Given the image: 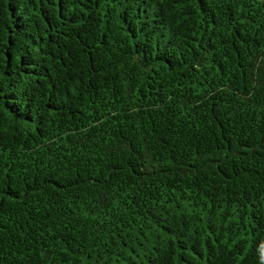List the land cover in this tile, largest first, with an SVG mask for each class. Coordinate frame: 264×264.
Instances as JSON below:
<instances>
[{"label":"trees","instance_id":"obj_1","mask_svg":"<svg viewBox=\"0 0 264 264\" xmlns=\"http://www.w3.org/2000/svg\"><path fill=\"white\" fill-rule=\"evenodd\" d=\"M0 264H264V0H0Z\"/></svg>","mask_w":264,"mask_h":264}]
</instances>
